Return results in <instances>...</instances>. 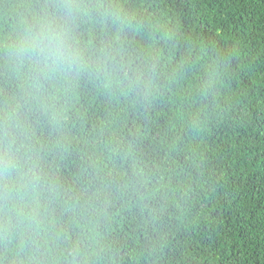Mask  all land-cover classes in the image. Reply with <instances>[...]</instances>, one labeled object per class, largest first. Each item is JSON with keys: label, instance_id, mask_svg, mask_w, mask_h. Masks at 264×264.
<instances>
[{"label": "trees", "instance_id": "obj_1", "mask_svg": "<svg viewBox=\"0 0 264 264\" xmlns=\"http://www.w3.org/2000/svg\"><path fill=\"white\" fill-rule=\"evenodd\" d=\"M0 264H264V0H0Z\"/></svg>", "mask_w": 264, "mask_h": 264}]
</instances>
